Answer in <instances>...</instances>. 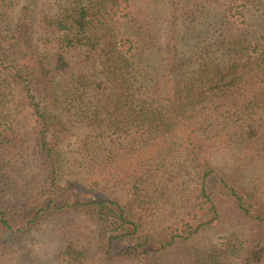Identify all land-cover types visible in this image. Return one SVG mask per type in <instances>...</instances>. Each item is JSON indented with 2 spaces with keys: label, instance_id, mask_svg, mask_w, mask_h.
I'll return each instance as SVG.
<instances>
[{
  "label": "trees",
  "instance_id": "16d2710c",
  "mask_svg": "<svg viewBox=\"0 0 264 264\" xmlns=\"http://www.w3.org/2000/svg\"><path fill=\"white\" fill-rule=\"evenodd\" d=\"M234 7L262 15L255 29L244 21L195 51L186 43L181 26ZM64 107L87 126L84 153L103 183L94 195L62 187ZM30 149L43 168L19 195L17 158ZM0 152V258L49 217L76 212L95 225L103 264H264L250 169L264 153V0H0ZM170 182L185 191L173 221L153 216L151 197ZM220 228V245L200 246ZM86 254L71 245L58 261Z\"/></svg>",
  "mask_w": 264,
  "mask_h": 264
},
{
  "label": "rangeland",
  "instance_id": "374dc122",
  "mask_svg": "<svg viewBox=\"0 0 264 264\" xmlns=\"http://www.w3.org/2000/svg\"><path fill=\"white\" fill-rule=\"evenodd\" d=\"M236 9L237 7H234L232 11H225L220 14V17L217 18L219 19L218 21L215 19L209 22L210 18L202 17L191 25H188L190 28L185 31L182 30L184 26H181L182 34L186 33L184 34L187 41L186 43L196 45L194 47L195 51V49L197 50L198 47L202 46V42L208 40V38L221 40L225 37L223 34L228 33L230 35V32L242 29V23L244 21L249 22L252 26L254 25L255 29L258 20L257 17L259 18L262 15L260 13L256 14L247 11L245 12L244 19H242L238 13L242 16L244 9ZM159 11L162 12L156 8H152L149 11V13L151 12L154 14L153 22L158 20L156 16L159 17ZM149 13L146 15L150 16ZM182 22L184 24L186 23L184 21ZM255 35L260 36V33L256 32ZM186 51H190V47ZM62 110H65L66 119L70 128V134L67 139H65L61 151L62 187L64 186L66 190L70 191L72 194H79V192L84 193V191H86L85 195H94V188L99 190L102 189L103 183L101 185L96 184L98 180L94 179V162L88 158V154L84 153L87 126L82 124L79 120H76L73 116L78 111L77 108L64 107ZM21 125L23 130L22 133H24L28 140L30 137L29 132H31L34 127L31 118L22 120ZM107 139L111 141L115 140L117 143L116 145L120 143L119 139L115 137L113 140L111 138ZM137 144L140 145L139 143H136V145ZM241 154L243 153H239L238 155ZM261 155L263 158L255 160L250 169H252L251 177L254 179L252 185L258 188L260 198L264 200V153ZM40 159L38 153L33 149L24 152L21 158H17V160H19L17 166L18 170H16L18 174L17 176L14 174L13 180H15L16 185L20 187L17 192L19 195L23 192L26 195V190H28L29 185H31L27 184V181L31 183L33 176L41 173L43 165ZM221 163H224V159ZM1 164L2 159L0 158V165ZM162 169H166V167H161L160 171ZM96 176L98 177L97 174ZM39 188L40 186L35 182L30 193L32 198L34 196L36 197L39 193ZM157 188L158 187L151 190V197L157 200L158 205L155 207L153 216L173 221L172 219L181 215L183 212L180 208L185 201L180 198V195L185 191L182 192L183 187H179L173 182L164 184L163 190L160 189L158 193ZM80 189H82V191H80ZM107 192L112 193L123 204H126L127 190L125 188L114 186L113 188H109ZM222 230L223 228L217 229L214 233L208 235L206 242L200 246H209L211 243L220 245L224 235H226L224 230ZM71 245L72 247L74 246L87 252L86 255L89 259L84 260V264H103L101 260L103 254L98 244V235L95 225L91 223L85 215L76 212L53 215L46 219L45 223H43L38 230L30 234V236L15 240L8 252L0 258V264H59V252Z\"/></svg>",
  "mask_w": 264,
  "mask_h": 264
}]
</instances>
